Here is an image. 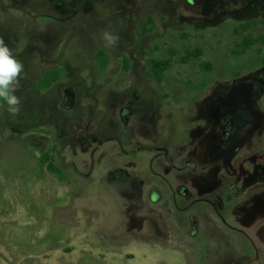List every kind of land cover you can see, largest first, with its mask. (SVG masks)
Listing matches in <instances>:
<instances>
[{
  "label": "rangeland",
  "instance_id": "rangeland-1",
  "mask_svg": "<svg viewBox=\"0 0 264 264\" xmlns=\"http://www.w3.org/2000/svg\"><path fill=\"white\" fill-rule=\"evenodd\" d=\"M260 35L264 0H0V264H264Z\"/></svg>",
  "mask_w": 264,
  "mask_h": 264
},
{
  "label": "clouds",
  "instance_id": "clouds-1",
  "mask_svg": "<svg viewBox=\"0 0 264 264\" xmlns=\"http://www.w3.org/2000/svg\"><path fill=\"white\" fill-rule=\"evenodd\" d=\"M102 39L105 41V47H115L119 42V37L107 30L104 31ZM23 72V63L0 36V100L6 102L7 111L12 116H17L21 112V98L16 92Z\"/></svg>",
  "mask_w": 264,
  "mask_h": 264
},
{
  "label": "trees",
  "instance_id": "trees-1",
  "mask_svg": "<svg viewBox=\"0 0 264 264\" xmlns=\"http://www.w3.org/2000/svg\"><path fill=\"white\" fill-rule=\"evenodd\" d=\"M248 25V23H244V24H241L239 27L240 28H246ZM254 42H260L264 45V35H260L256 38H252V37H248L246 39H244L240 44V50H237V49H234L233 51L235 53H238L239 51H244L246 48H248L249 45H251L252 43ZM97 58L99 60V63H102V64H105V57L103 55V53L99 52L97 54ZM159 75H160V72L157 71L155 76L157 78H159ZM52 76V72H45L44 75L37 81V84L41 87V86H47L49 83H50V77ZM53 166L50 165L49 168H52ZM54 169V167H53Z\"/></svg>",
  "mask_w": 264,
  "mask_h": 264
}]
</instances>
